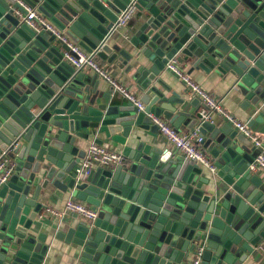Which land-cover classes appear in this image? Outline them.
<instances>
[{"label":"water","instance_id":"95a60500","mask_svg":"<svg viewBox=\"0 0 264 264\" xmlns=\"http://www.w3.org/2000/svg\"><path fill=\"white\" fill-rule=\"evenodd\" d=\"M18 1L123 71L144 110L112 105L117 93L71 67L56 35L27 27ZM130 4L137 29L114 36ZM173 59L229 82L253 117L246 126L264 127V0H0V158L15 165L0 189V264H48L45 238L30 233L52 195L96 212L55 237L82 264H187L198 253L201 264H242L254 253L264 241V175L249 170L256 149L229 125L201 120L197 98L171 90L163 78ZM151 117L197 129L216 172L140 141L138 130L157 134ZM99 135L123 147L124 162L77 176L82 144L103 145Z\"/></svg>","mask_w":264,"mask_h":264},{"label":"built area","instance_id":"2783aa9c","mask_svg":"<svg viewBox=\"0 0 264 264\" xmlns=\"http://www.w3.org/2000/svg\"><path fill=\"white\" fill-rule=\"evenodd\" d=\"M18 3L27 13L26 16L17 13L21 16L27 27L35 31H39L40 28H44L56 35L63 43L67 45L69 52L64 53V59L71 65V67L79 71L90 70L99 80L108 84L112 90L123 97L138 111L144 110V104L137 96L132 94L127 87L120 84L117 80L100 68L96 62V54L94 52L89 54L77 45L67 41V39L47 19L42 18L35 10L26 7L20 1H18ZM135 13V6L130 4L117 17L114 31L125 29L132 20ZM166 69L175 74L181 80V82L187 88L190 97L197 98L199 103L206 108L200 109L199 111L201 120L211 122L212 116L214 114L223 117L232 125L237 133L245 137L250 142L251 146L259 151L254 161L249 166V170L253 173L264 174V141L254 135L245 123L240 122L232 115L228 114L221 107L220 102L217 99L205 92L188 75H185L180 70L179 62L176 59L170 60L166 65ZM151 120L153 124L158 127L159 133L165 138L168 145L173 147L177 153L183 155L185 159L208 170L210 173L216 172L212 162L199 149L202 139L200 138L197 129L190 131H179L174 129L160 118L151 117ZM124 160L125 157L122 155V153H118L106 148L103 145L91 142L87 147L85 160L75 169V174L77 176H87L91 170L95 169L96 167L118 166L122 164ZM14 168L15 165L6 155H3L0 158V189L12 176ZM68 213L76 214L78 217L86 218L88 220H93L96 217V212L93 209L79 201H76L73 198H70L66 201L62 213L47 209L45 213L40 216V218L45 216L58 218ZM257 250L261 251V253H264V248L262 246L258 247ZM200 261V253H198L190 264H200ZM75 264L82 263L77 262Z\"/></svg>","mask_w":264,"mask_h":264},{"label":"crops","instance_id":"0c3cea01","mask_svg":"<svg viewBox=\"0 0 264 264\" xmlns=\"http://www.w3.org/2000/svg\"><path fill=\"white\" fill-rule=\"evenodd\" d=\"M136 13L133 16L130 23L126 26V28L122 29L121 31L116 30L114 36L121 37L122 35H125L126 37L129 38L134 34V32L137 29ZM176 60L179 62L180 70L185 75H188L205 92H207L209 95L217 99L220 102L221 107L228 114L232 115L235 119L239 120L240 122L248 125V123L253 117L248 112H245L243 111V109L240 108V100L238 101L234 98L233 91L231 90V84L229 82L223 81L222 79L218 78L215 75H206L199 71H193L190 73L189 65H184V63L182 64L178 59ZM99 66L106 73H108V75L113 77L120 84L127 87L132 94L137 96L142 101L141 93L135 88L134 82L128 80V77L123 74V71L117 69L114 66H107L105 62H103L101 59H99ZM89 72L90 75L95 76L94 73H92L91 71ZM166 74L167 75L163 78V80L171 88V90H174L180 96H187L189 99L193 98L190 97L187 88L175 74H173L170 71H168ZM101 84L106 90L110 88L109 85L106 83L101 82ZM167 95L171 96V93H168ZM126 103L127 101L118 94H115V96L112 97V105H116V104L125 105ZM160 119L165 121L163 118ZM165 122L168 124L167 121ZM210 123L215 126L216 125L221 126L222 124H227L230 126V128L233 131H235V129L226 119H224L223 117L217 114H214L212 116V121ZM248 128L254 135H256L259 139L264 141V127L262 125L255 123L252 127H248ZM179 131H187V130L184 129ZM137 135L140 137V141H143L146 144H151L153 145V147L161 148L163 150H169L171 152L176 153L175 149L170 145H168L167 141L159 133V131H157V134H152L150 131L138 130ZM207 135H209V133H207ZM99 138L103 140V146H105L106 148L116 151L118 153H122V149H123L122 146L109 141L103 136L99 135L97 139ZM94 139L96 138L91 137L87 142H84L82 144L83 149L81 151L83 154L80 156L81 160L79 164H81L85 160L87 147L91 142L94 141ZM125 146H130L131 150L135 147V145L131 142L130 137L127 139V143ZM199 149L213 163V160L209 154L208 140L206 137H204L201 140ZM179 155L183 156L181 154ZM79 164L75 167V169L79 166ZM258 174L264 175L262 173H258ZM70 198L75 199L73 196H63L61 199L53 195L50 196L49 198L48 196L42 197L43 205H45L46 209L42 210L38 214V217L36 219V224H37L36 229L32 233H30V235L32 237L43 236L45 238V242L42 244L40 243V245H48V252H47L48 264H75L77 262H80L81 256L78 255V250L75 249L73 245H66L64 241L57 240L55 237L57 235H60L61 233H65L68 224L71 223L75 224V222H77V220L80 219L81 217H78L76 214L68 213L58 218L52 216H45L40 218V216H42L47 209L54 210L58 213L59 212L62 213L66 201ZM260 246L264 248V241H261L258 245L255 246L254 253L248 256L247 259L242 264H264V253H261V251L257 250V248ZM195 256L191 257L188 260L187 264H190L191 261L195 258Z\"/></svg>","mask_w":264,"mask_h":264},{"label":"rangeland","instance_id":"374dc122","mask_svg":"<svg viewBox=\"0 0 264 264\" xmlns=\"http://www.w3.org/2000/svg\"><path fill=\"white\" fill-rule=\"evenodd\" d=\"M258 153H259V151H258V150H256V151H255V154L257 155Z\"/></svg>","mask_w":264,"mask_h":264},{"label":"trees","instance_id":"16d2710c","mask_svg":"<svg viewBox=\"0 0 264 264\" xmlns=\"http://www.w3.org/2000/svg\"><path fill=\"white\" fill-rule=\"evenodd\" d=\"M96 62H97V64L99 65V60L96 58Z\"/></svg>","mask_w":264,"mask_h":264}]
</instances>
